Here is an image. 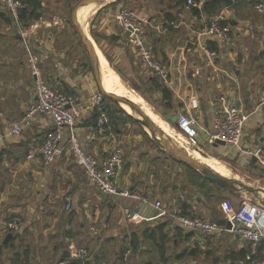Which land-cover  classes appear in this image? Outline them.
<instances>
[{"label":"crops","instance_id":"0c3cea01","mask_svg":"<svg viewBox=\"0 0 264 264\" xmlns=\"http://www.w3.org/2000/svg\"><path fill=\"white\" fill-rule=\"evenodd\" d=\"M197 1L200 7L189 5L187 0H112L101 4L88 19V35L98 56L101 54L102 62L111 70L114 87L140 104L190 152L198 149L184 142L187 136L177 127V117L180 114L196 117L199 121L198 145L207 147L210 133L215 131L216 114L234 104L242 105L249 113L241 145L264 149V12L254 8L255 3L264 0H230L231 3L222 2L209 13L204 10L207 0ZM38 3L40 16L22 18V23L28 29V41L33 51L40 57L42 74L51 86L62 87L78 96L76 132L87 151L103 159L115 146L123 148L124 160L116 173L119 187L160 199L169 210L178 204L187 213L208 217L215 209L210 203L213 193L205 191V187L215 184L225 191L218 204L221 214L216 213L215 220L227 217L226 211L236 210L241 201L250 196L245 192L238 195L216 183L204 181L193 167L176 161L143 126L146 135L124 140L120 137L123 128L116 127L110 119L93 135L103 106L94 105L90 99L100 89L88 56L79 38V43L74 42L70 31L60 28L63 18L54 5L56 2L38 0ZM124 4L136 7L139 15L146 18L145 47L168 68V83L157 77L142 58L139 47L130 40L128 32L118 24L116 14L122 7H127ZM213 20L230 27L233 36L230 45L221 43L215 36L199 33L202 26ZM33 24L36 26L31 27ZM198 41L214 44L213 49L218 54L213 63H209L199 50ZM27 58L19 28L0 3V244L8 233L6 225L11 218H21L20 229L13 233L16 236L7 247L3 244L2 260L5 263L15 251L22 253L27 249L32 263L58 264L63 261L60 260L63 253H69L72 246L88 249L87 245L100 228L89 233L86 223H103L101 229L110 236L123 233V239L129 242L128 251L133 250L132 239L137 235L138 240L144 239L157 249L159 260L157 242L146 238L144 232L164 223V231L168 234L167 264H185L181 261L184 257L177 258L176 255L193 247H198L204 255L213 247H223L224 260L229 264H264V251L253 256L255 251L250 242L237 233L219 231L202 235L196 230L179 227L151 205H140L130 197L103 193L67 149L49 166L44 165L37 154L28 159V153L39 147L46 131L53 127V119L38 112L23 124L20 134L9 133L12 123L25 114L36 98ZM105 98L108 105L113 102ZM169 123L181 133L173 131ZM144 136L152 140L144 139ZM212 152L225 158L216 157L228 167L219 172L240 175L241 171H246L248 178H253L264 188V167L255 157L226 143L215 146ZM165 153L166 158L162 155ZM170 158L193 171L191 184L185 181L182 185L176 182L172 186L170 181L161 184L163 178L158 169L166 167V161L172 164ZM174 170L180 169L175 166ZM179 193H185L186 198L176 200ZM65 195L71 197L69 209ZM227 205L229 208L225 210ZM126 207L137 214L132 221L125 218ZM18 240L23 244L18 245ZM171 240L176 248L183 246L175 255L168 252ZM241 249L247 250L245 257L236 254ZM94 256L89 251L85 261L95 264Z\"/></svg>","mask_w":264,"mask_h":264},{"label":"built area","instance_id":"2783aa9c","mask_svg":"<svg viewBox=\"0 0 264 264\" xmlns=\"http://www.w3.org/2000/svg\"><path fill=\"white\" fill-rule=\"evenodd\" d=\"M0 3L6 9L19 28V32L24 39L26 52L28 55L27 65L33 77V86L35 92V101L31 103L25 114L13 122L10 127V134H20L24 123L30 121L35 113H45L52 117L53 127L48 129L43 137L39 147L28 153L27 158H33L39 155L44 165H51L57 156L67 149L73 156L74 161L84 169L89 180L103 193L109 195H119L130 197L139 201L140 205L148 204L159 210L161 214L170 217L175 223L183 229H192L198 231L202 235H209L214 232L226 231L237 233L250 242L252 251L256 246L264 240V205L259 201L251 198H244L236 210L227 213L225 219L230 222L231 226L220 225L215 219L207 216H201L194 212L187 213L180 205H176L175 209L169 210L160 199L141 195L137 192L130 191L127 188H121L116 182V173L124 160V150L121 146H115L105 158L87 151L82 145L76 132V118L79 113L77 107L78 96L74 93L66 91L62 87H53L47 83L41 68L40 57L35 53L28 41V29L23 26L21 11L29 7L28 0H0ZM189 5L200 7L197 0H187ZM254 8L259 12H264V2H257ZM118 24L128 32L130 40L139 47L142 58L146 64L152 68L157 77L164 83L169 82L168 68L158 62L151 52L144 45L143 35L147 29V20L145 17L129 7H122L116 14ZM33 24L31 27H35ZM199 33L202 35H211L217 37L221 43L230 45L233 40L230 27L221 24L218 20L206 23L200 28ZM197 46L207 58L209 63H213L218 51L210 48L207 43L198 41ZM94 105L100 107V113L97 125L93 129L92 134H96L100 129L104 128L110 121V116L105 108L108 105L104 94L97 91L91 96ZM106 109V110H105ZM249 117L248 111L242 105H229L220 110L214 119L215 131L210 133L209 142L218 138L226 144L237 146L245 155L253 156L257 162L264 167V149L261 146L246 147L241 145L242 136L245 129L246 121ZM177 127L183 131L187 138V143L197 145V134L199 121L196 117L180 114L176 119ZM2 138L0 137V147ZM67 208L71 207L70 195H65ZM185 193H179L176 200H184ZM228 205L227 208L228 209ZM125 218L132 221L136 217V212L129 207L124 209ZM21 226V218L14 216L7 223V230L17 232ZM93 230H96L92 227ZM89 256V251L85 247L72 246L68 257L60 261L58 264H70L73 258H83L82 264L87 263L85 258ZM77 264V263H73ZM100 264H107L102 261ZM160 264V263H155Z\"/></svg>","mask_w":264,"mask_h":264},{"label":"rangeland","instance_id":"374dc122","mask_svg":"<svg viewBox=\"0 0 264 264\" xmlns=\"http://www.w3.org/2000/svg\"><path fill=\"white\" fill-rule=\"evenodd\" d=\"M46 1L56 2L54 5H57L58 10H60V13L62 16L61 18H63L62 22H60L61 23L60 28L61 29L64 28L66 30H69L70 31L69 35L73 38V41L79 43L78 35H77V33H75V31L73 29V25L70 21V11L78 0H46ZM124 5L129 7V8L136 10V7L133 8L129 4H124ZM99 8H100V5L95 6V8L90 12L89 19L91 18L92 15H94L95 11ZM45 16H47V15H45ZM88 21L90 22V20H88ZM87 29H88V24H87ZM87 32L89 33L88 30H87ZM126 86L129 88L128 85H126ZM119 92L122 94L121 91H119ZM124 96L128 97L127 95H124ZM118 107L119 106L116 103L110 102V104L108 105V108H107L108 109L107 112L110 116V119H112L113 124L116 127L121 126L123 128V132L121 133L120 137L125 140V139L135 138L136 135H140V134L144 135L145 132H144V128L142 127V125L137 120H134L133 118H131L129 116H126V114L124 112H120ZM118 113L119 114L121 113L122 116H119ZM169 125L171 126V128H173L172 129L173 131L180 132L175 125H173L171 123H169ZM169 125L167 126L168 130H170ZM139 139H140V136H139ZM144 139L152 140L148 136H144ZM202 149L206 153V155L202 154V152L200 150L191 151V152L189 151V152L191 154L197 153L199 159H203L204 156H208V155L212 156V157L213 156L217 157L218 159H222V160L225 159L221 154L212 152L213 150L208 149L207 147H202ZM162 155H165L164 158H166V153L162 154ZM201 156H203V157L201 158ZM170 161H172V164H168V162L166 161L165 163L167 164V166L166 167L164 166V167H161L160 169H158V174L160 176H162V178H163V181L161 182V184L166 183L168 181L171 182L172 186L176 182L180 183V185H182V182H184V181L186 184H191L193 171L191 169L185 167V166H182L181 164H177L176 162H174V160H172V158H170ZM215 162L218 164H221L224 168L228 169L227 165H225L224 162H220V161L218 162V160H216ZM207 164H209L210 166L215 165V163L212 161H209ZM175 166H178V168L180 169V170H178V172L174 170ZM159 170H162V171H159ZM168 172H169V174H168ZM245 172L246 171H241L240 175H233L229 171V173H226V174H229L230 176H233V177L237 178L238 180L246 182L252 186H259V184L255 180H253V178H248L247 176L249 174H246ZM156 180L158 182L160 180V178L158 177V179H156ZM157 182H155V183H157ZM205 191L213 193V197L211 198L210 203L213 205L212 207L215 210H214V213H212V215H208V217L214 219L216 213L221 214V210L219 209L218 204L220 202V199L223 197V193L225 191L222 188L216 186L215 184L214 185L208 184L205 187ZM248 195H250V196H246V198L253 196V195L251 196V194H248ZM259 195H263V194L260 193L255 197L258 198ZM239 200L240 199H238L237 201H239ZM196 214H198V213H196ZM198 215L203 216L201 213ZM117 220H119V218ZM91 225H93L94 228H97V229L99 227L100 231L98 233L94 234L93 238H91L92 240H90V242H89L90 245H87L88 250L93 255H98L100 260L106 261L107 264H114V263H119V264H146L147 262H150L151 264L160 263L158 260L157 249L154 246H152L148 241H145L144 239L139 238L138 247L135 250L133 249L132 251L131 250L128 251L127 247L129 245V242L126 241L125 239H123V236H122L123 233L119 234L118 236H110V233H108V232L104 234L105 229H101L103 223H86V228H87V231L89 233L91 230H93L92 228H90ZM21 240H18V245L23 244V242ZM182 249H183V246L176 248L174 246L173 241L172 240L169 241L168 252L171 253L172 255H175V253H177L178 251H180ZM224 253L225 252H224L223 247L222 248L221 247H219V248L213 247L212 250H210V253L207 255H204V252H200L199 255H197L195 258L188 256V257H184L183 260H181V261L185 262V264H229L228 261L224 260ZM215 257H217V258L213 262V259Z\"/></svg>","mask_w":264,"mask_h":264},{"label":"water","instance_id":"95a60500","mask_svg":"<svg viewBox=\"0 0 264 264\" xmlns=\"http://www.w3.org/2000/svg\"><path fill=\"white\" fill-rule=\"evenodd\" d=\"M112 1V0H111ZM109 2V0H78L75 5L73 6L71 13H70V20L76 31L78 38L83 45L85 52L88 56L89 63L91 65L92 71L99 83L100 91L106 96L107 98L111 99L113 102L119 103L130 115H132L151 135V137L163 148L165 149L176 161L179 163L188 165L200 171L204 174L211 182L218 184L219 186L223 187L227 191L236 193L241 195L242 192H246L247 194H251L252 197H249L253 200L259 201L262 205H264V188L260 186H252L246 182L240 181L237 178L224 175L208 164L204 163L203 161L193 157L189 153H187L184 148L168 133L166 132L145 110L144 108L133 101L132 99L119 94L114 91H108L104 88L102 84V70L100 59L96 48L89 37L88 33L82 27L79 19H78V10L82 6L92 5V6H99ZM145 45V41H144ZM128 106L131 109V112L128 111L124 106ZM223 145L225 142L218 138L214 139L212 142H209L207 147L211 150L214 149L215 146ZM188 145L197 148L203 154L206 153L203 151L202 147L194 144L188 143ZM262 193L263 195H259L258 198L255 197L258 194ZM216 222L220 225H226L230 227L231 224L225 218H218ZM14 237L12 232H8L3 240V244L7 247L9 241ZM77 263L82 264L83 258L77 257L73 258L70 261V264Z\"/></svg>","mask_w":264,"mask_h":264},{"label":"trees","instance_id":"16d2710c","mask_svg":"<svg viewBox=\"0 0 264 264\" xmlns=\"http://www.w3.org/2000/svg\"><path fill=\"white\" fill-rule=\"evenodd\" d=\"M222 2H226V4L231 3L230 0H207L206 2H204V10H206V12L208 13L213 12L215 8L218 7V5ZM38 5H39L38 0H29V7L21 11V14H20L21 18H27V17L38 18L40 16V13L38 12ZM208 46L210 48H213L214 44L210 43L208 44ZM164 92L167 93V90L165 89ZM116 104L120 107V108L118 107V109L121 112H124L126 116H129L133 118L134 120H136L123 107H121L119 103H116ZM192 170L198 173L203 178L204 181H210L204 174L200 173L196 169L192 168ZM13 233H16V232H13ZM15 236L16 234H14V237ZM144 236L153 242H157V245L159 247V255H160L159 261L161 264H167L166 242L168 239V234L164 231V223L157 225L155 228H152L151 230H148V229L145 230ZM138 245H139L138 237L137 235H134L132 239L133 249H136ZM263 249H264V240H262L259 243V245L256 246L255 254L253 256H255L256 254H260L262 251H264ZM199 253H200V249L198 247H193V248L184 249V251H182L181 253H178L176 256L177 258H183L186 256H196ZM246 253H247V250L241 249L236 254L238 256L245 257ZM3 254H4V245L0 244V264H41L40 262H36V263L31 262L27 249H24L22 253L20 251H15L14 254L11 257H9L8 263H5L2 260ZM68 255H69L68 251H65L60 260H65L68 257ZM231 256L233 257L232 259L235 258L233 255ZM94 258L96 261L95 264H99V261H100L99 256L95 255ZM115 264H119V263H115ZM146 264H151V263L147 262Z\"/></svg>","mask_w":264,"mask_h":264},{"label":"bare ground","instance_id":"6f19581e","mask_svg":"<svg viewBox=\"0 0 264 264\" xmlns=\"http://www.w3.org/2000/svg\"><path fill=\"white\" fill-rule=\"evenodd\" d=\"M109 1H111V0H109ZM109 3V2H108ZM93 5V4H92ZM91 4L90 5H86V6H82V7H80L79 8V10H78V19H79V21H80V23H81V25H82V27L84 28V30L86 31V33H88L87 32V24H88V19H89V15H90V12L95 8L94 6H92ZM101 8V7H100ZM100 56H101V54H100ZM100 56H99V59H100V64H101V70H102V80H103V83H104V88L106 89V90H108L109 88V90L108 91H114V92H117V93H119V94H121L118 90H117V88L116 87H114V85H113V82H112V80H111V70L110 69H107L106 68V66L104 65V63L102 62V60H101V58H100ZM108 89H107V88ZM128 111H130L131 112V109L128 107V106H124ZM158 123V122H157ZM159 124V123H158ZM160 125V124H159ZM161 126V125H160ZM162 127V126H161ZM163 128V127H162ZM164 129V128H163ZM166 132H168L166 129H164ZM169 133V132H168ZM183 148H184V150L187 152V153H189L190 155H192L193 157H195V158H197V159H199L198 158V154H197V156L196 155H193V154H191L190 152H189V150L187 149V147L183 144V143H181L179 140H177L176 138H175V136L174 135H172L171 133H169ZM187 145H188V143H187V141H186V139H185V141H184ZM203 154V153H202ZM203 156H201V158H202ZM218 159V158H217ZM216 159V157H212V156H205V157H203V159H199V160H201V161H203L204 163H208L209 161H212V162H214L215 163V165L214 166H210L209 164V166L210 167H212L213 169H215L216 171H222V170H225L226 168H224L221 164H218V163H216L215 161L217 160ZM219 162V161H218ZM221 173V172H220ZM223 174V173H222ZM224 175H229V174H224Z\"/></svg>","mask_w":264,"mask_h":264}]
</instances>
